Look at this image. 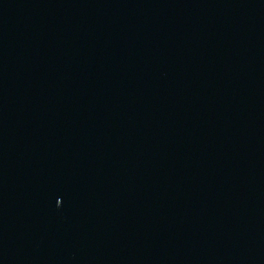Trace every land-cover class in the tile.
I'll return each instance as SVG.
<instances>
[{"label": "water", "instance_id": "95a60500", "mask_svg": "<svg viewBox=\"0 0 264 264\" xmlns=\"http://www.w3.org/2000/svg\"><path fill=\"white\" fill-rule=\"evenodd\" d=\"M0 264H264V0H0Z\"/></svg>", "mask_w": 264, "mask_h": 264}]
</instances>
